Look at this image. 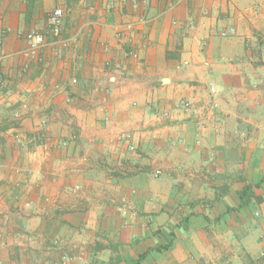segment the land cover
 Segmentation results:
<instances>
[{"label": "crops", "instance_id": "1", "mask_svg": "<svg viewBox=\"0 0 264 264\" xmlns=\"http://www.w3.org/2000/svg\"><path fill=\"white\" fill-rule=\"evenodd\" d=\"M0 46V264H264V0H0Z\"/></svg>", "mask_w": 264, "mask_h": 264}, {"label": "built area", "instance_id": "2", "mask_svg": "<svg viewBox=\"0 0 264 264\" xmlns=\"http://www.w3.org/2000/svg\"><path fill=\"white\" fill-rule=\"evenodd\" d=\"M64 16V11L61 7H56L53 9L47 17L48 32L57 36L60 35L62 30V18ZM223 35H227V32H223ZM45 33L36 29L29 30L25 33V40L27 42L26 49L23 50V56L25 58H32L37 56L41 48L45 44ZM4 53L0 46V60ZM3 77L2 69L0 66V83ZM1 87V85H0Z\"/></svg>", "mask_w": 264, "mask_h": 264}, {"label": "rangeland", "instance_id": "3", "mask_svg": "<svg viewBox=\"0 0 264 264\" xmlns=\"http://www.w3.org/2000/svg\"><path fill=\"white\" fill-rule=\"evenodd\" d=\"M3 80H4V76L1 79V83H0L1 87H0V89L3 87Z\"/></svg>", "mask_w": 264, "mask_h": 264}]
</instances>
